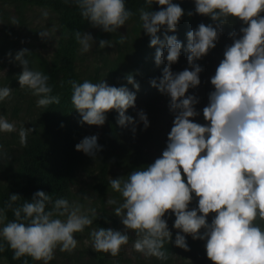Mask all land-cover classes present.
I'll return each mask as SVG.
<instances>
[{
  "label": "clouds",
  "instance_id": "obj_1",
  "mask_svg": "<svg viewBox=\"0 0 264 264\" xmlns=\"http://www.w3.org/2000/svg\"><path fill=\"white\" fill-rule=\"evenodd\" d=\"M73 2L93 28L107 33L117 32L134 15L126 7V0ZM144 3L149 10H139L141 28L150 36L149 46L156 48L155 64H164L159 79L150 83L170 98L168 106L174 119L166 147L154 162L132 171L127 179H110L111 189L121 200L108 199L107 203L117 204L114 214L124 229H93L91 247L115 256L128 243V230H132L137 237L135 250L166 260L164 245L172 238L164 218L167 213L174 215L172 227L179 230L173 241L175 246L187 250L184 234H188L205 242L206 256L213 264H264V228L255 223L258 218L264 220V0H193L195 14L209 17L211 23H200L186 33L183 51L191 70L179 72H173L171 65L180 57L182 43L168 32L175 31L184 9L173 0ZM154 3L162 7L152 11ZM234 18L242 26L238 32L229 33L232 43L225 46L223 59L210 77L213 90L202 109L206 123H197L192 118L200 115L194 107L198 99L185 95L201 82L202 68L194 61L215 47L222 25L233 23ZM161 29L162 38L158 35ZM75 39L81 54L94 45L89 32L76 31ZM105 45L110 44L99 41V48ZM27 53V49H21L14 56L22 66L16 77L19 87L37 97L38 107L59 104L60 97L51 94L48 75L29 68ZM126 79L133 88H139L132 74ZM70 83L71 103L80 114L81 123L101 126L108 110L118 113L120 126L134 123L125 110L134 107L135 93L126 86H110L103 80ZM11 92L9 86L0 87V101L10 97ZM137 116L148 127L142 110ZM13 131L16 125L0 115V133ZM29 132L32 129L24 126L19 129L21 144L27 143ZM97 140L96 135L86 136L75 149L93 156L102 148ZM19 198L18 194H11L7 207L12 208L11 202ZM194 199L196 206L190 207ZM12 211L14 219L5 223V208H0V241L13 250L14 258L29 256L43 264L53 258L57 247L61 251L74 250L78 243L74 233L84 231L96 218L95 209L85 210L83 205L63 197L53 201L42 190ZM210 213L214 215L209 222ZM3 250L0 243V251Z\"/></svg>",
  "mask_w": 264,
  "mask_h": 264
},
{
  "label": "rangeland",
  "instance_id": "obj_2",
  "mask_svg": "<svg viewBox=\"0 0 264 264\" xmlns=\"http://www.w3.org/2000/svg\"><path fill=\"white\" fill-rule=\"evenodd\" d=\"M44 13L47 15L45 16ZM200 23L207 25L211 21L209 17L201 16L194 20L178 22L180 26L189 30ZM241 26L242 22L235 18L233 23L222 25L215 47L202 58L194 61L202 68L199 73L201 82L195 88L188 89L185 95L191 94L198 99L194 107L200 115L192 118L197 123H206L202 109L208 103V93L213 90L210 77L214 75L216 67L223 59L225 46L232 43L229 33L238 32ZM76 31L89 32L92 35L94 45L88 52L83 54L79 52L80 45L75 39ZM162 33V31L158 33L161 38ZM100 40H106L110 45H105L101 49ZM149 44L150 36L144 32L140 20L136 18L129 19L114 33L104 32L98 27L93 28L85 19L80 28L76 29L72 24L71 14L27 0H0V87L12 88L10 97L0 101V115H4L16 125V131L0 133V145L3 146L0 149L2 152L0 208H3L1 200L9 176L19 174L23 167L21 156L25 144L20 143L18 133L24 126L32 129V132L37 129L40 137L57 151L61 159L69 152L68 180L61 197L83 205L85 210L92 208L96 212L92 225L86 226L82 232L74 233V238L78 241L76 248L72 251H61L57 247L48 264H213L206 256L205 242L200 239L194 240L191 235L184 234L188 249L175 246L173 241L179 230L172 227L174 215L167 213L164 218L167 220L172 238L164 245L166 260L145 256L135 250L133 245L137 237L132 230H128V243L122 245L115 256L96 252L91 247L90 233L93 229L97 227L121 231L124 229L120 218L114 214L117 204L107 203L108 199H116L120 202V195L114 192L110 185L103 195L95 189L99 163L104 157L109 156V181L118 177L125 179L126 167L120 151L114 148V143L139 149L156 159L166 147L167 134L174 119V113L168 106L170 98L151 84H140L134 78L135 74L149 67L150 61L154 62L156 48L152 50ZM21 49H27L29 52L25 58L29 62L30 69L46 75L51 73L55 75L54 95L60 97V103H53L54 112L50 117L45 115L48 106L38 107L37 97L26 88L19 87L16 77L22 71V66L14 60V56ZM150 51H154L151 59L147 57ZM185 68L191 70L186 57L178 59L171 65L173 72ZM128 74L133 75L134 80L139 84L138 89L127 82ZM84 80L93 83L103 80L110 86H126L130 92H134V107L125 110V115L133 117L134 123L120 126L117 123L118 113L116 112L113 120L110 110L107 111L105 123L101 126L81 123V116L71 103L70 82L82 83ZM141 110L149 121L146 128L137 116ZM133 128H135L134 132ZM32 132H29L28 137ZM91 135H96L98 145L102 146L95 155L90 156L75 149L77 143ZM195 206L194 199L190 207ZM213 215L214 213L209 214V222ZM255 223L264 228V220L258 218ZM0 264L9 263L1 258ZM34 264H43V262L34 260Z\"/></svg>",
  "mask_w": 264,
  "mask_h": 264
},
{
  "label": "trees",
  "instance_id": "obj_3",
  "mask_svg": "<svg viewBox=\"0 0 264 264\" xmlns=\"http://www.w3.org/2000/svg\"><path fill=\"white\" fill-rule=\"evenodd\" d=\"M35 4L44 5L51 7L55 10L63 11L72 15V24L74 28H80L84 21V18L80 14L78 6L73 0H27ZM174 3L179 4L184 9L185 14L180 18L179 21H190L199 18L203 15L195 14V5L193 1L188 0H173ZM126 7L131 10L134 15L130 19L139 20V10L144 8L149 10L148 6L144 3V0H126ZM160 7L157 4L151 6L152 11L159 10ZM192 12V15H188ZM211 21V20H210ZM140 26V24H138ZM163 32L164 29H161ZM189 29L184 28L177 24L174 32H168V35H176L178 40L182 43V50L180 58H185L187 54L183 51V46L186 45V33ZM152 50L155 49L153 46ZM154 51L148 52L147 57L151 59ZM164 64L161 63L159 66L155 62L149 63V67L143 71L135 74V80L143 85L151 84L150 81L153 79H159L161 76V70ZM48 84L52 88V95L55 94L56 78L53 73L48 74ZM54 112V104L48 106L46 110V117L52 116ZM111 117L115 120L116 111L110 110ZM114 148L120 151L121 158L123 159L126 167L127 179L129 173L132 171L143 168L154 162L155 159L146 155L139 149H133L126 145L114 143ZM70 154L67 152L65 158L62 159L58 156L57 151L49 146L39 135L38 130L35 129L31 135L27 138V143L22 149V170L19 174H12L9 176V181L5 187V192L2 196V206L5 208V215L7 221L13 220L14 215L12 208L21 205L24 200H30L32 195L39 190H42L49 194L53 201L57 198H61L63 195L66 183L68 180V168ZM109 170L110 161L109 156L104 157L98 166V175L96 178L95 189L101 195L105 194L110 183H109ZM11 194H18L20 198L12 203V208H8L7 205L10 202L9 197ZM49 208L51 205L48 206ZM3 251H0V259H5L9 264H34V260L29 256H22L20 258L13 257V250L10 249L6 242H3Z\"/></svg>",
  "mask_w": 264,
  "mask_h": 264
}]
</instances>
